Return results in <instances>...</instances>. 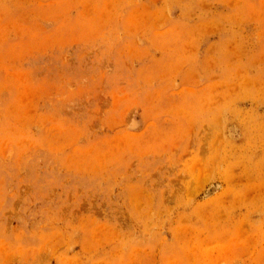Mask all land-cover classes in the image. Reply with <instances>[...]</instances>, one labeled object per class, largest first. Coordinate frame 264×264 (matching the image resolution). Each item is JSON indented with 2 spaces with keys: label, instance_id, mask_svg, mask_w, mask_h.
<instances>
[{
  "label": "rangeland",
  "instance_id": "obj_1",
  "mask_svg": "<svg viewBox=\"0 0 264 264\" xmlns=\"http://www.w3.org/2000/svg\"><path fill=\"white\" fill-rule=\"evenodd\" d=\"M0 264H264V0H0Z\"/></svg>",
  "mask_w": 264,
  "mask_h": 264
}]
</instances>
